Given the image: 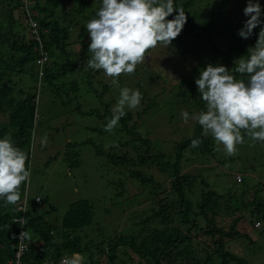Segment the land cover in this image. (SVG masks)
<instances>
[{
  "label": "trees",
  "instance_id": "trees-1",
  "mask_svg": "<svg viewBox=\"0 0 264 264\" xmlns=\"http://www.w3.org/2000/svg\"><path fill=\"white\" fill-rule=\"evenodd\" d=\"M68 1L73 4L72 7L63 6L66 0L61 4V1H56L53 7L60 6L63 10V16H59L54 8L41 6L40 0L32 3L29 0H0V138L5 134L11 135L14 145L27 153L28 168L33 128L38 117V91L22 87L19 84L21 76L28 74L39 83L43 80L54 91L60 86L65 87L67 93L74 91L70 88L72 84L64 86L61 81L73 66L67 46L69 43L77 46L83 43L87 47L84 38L88 34L86 25L82 24L73 32L78 22L77 15L82 13L86 4L83 0ZM232 1L174 0L175 6L183 7L187 23L171 46L177 49V53L181 50L184 54H191L196 62L190 64L178 78L173 86V94L189 107L191 114L205 108L195 84L200 71L209 63L214 66L222 64L231 70L234 60L246 55L247 49L256 43L259 28L254 30L249 39L239 37L238 30L243 27L247 17L240 16L236 9L227 8ZM246 3L247 0H242L243 8ZM259 3L262 7L261 19L264 20V0H259ZM15 10L19 11L18 17L14 14ZM225 16L228 20L223 22ZM29 18L36 22L39 40L27 20ZM25 29L29 30L30 35L23 33ZM39 42L48 54V60L42 65L37 63L40 57ZM207 54H212L214 59H206ZM137 86L141 87L139 83ZM141 93L144 107L137 113L138 117L147 115L155 105V101L147 102L149 97L146 92ZM125 111L126 115L118 123V131L123 138L120 142L121 152L105 156L112 170L124 173L127 180H139V188L147 194L143 201L138 200L134 204L132 220L123 223L122 228L126 231H115L104 240V245L97 246L96 252L106 258L104 261L92 260L94 254L90 252V246H83L77 234L92 223V202L82 198L70 203L61 224L55 227L43 218V214H32L35 205L42 204L41 198L40 203L34 201L27 208L23 227L26 233L29 231L31 234L29 238L26 237L28 251L23 259L42 261L57 258L64 252L89 251L90 264H128L127 261L133 260L135 264H252L231 252L226 243L237 237L253 241L248 234L249 227L250 230L257 229L261 234L264 233L263 153H252L249 161L252 160L254 165L251 166L248 165L247 157H219V163H230L228 168L240 173L236 178L232 172L222 168L218 169L221 172H216L210 166L197 168V174L185 172L182 169L191 160L205 164L217 159L218 144L213 137L205 135L196 121L191 135L175 141L173 152L168 156L155 151L148 136L138 130L134 114ZM93 113V110L90 111V114ZM105 114H110L111 119L112 113L106 111ZM195 138H199L202 143L192 148L191 140ZM131 145L136 150L135 156H131L127 150ZM67 146L69 149L65 151L64 158L70 166L79 165L74 144L67 143ZM95 151L96 154H102L99 148H95ZM255 164H261V169ZM143 167L156 168L160 174H168L169 183H158L156 175ZM202 169H207L208 174L203 175ZM211 176L213 183L208 181ZM225 176L229 179L227 184L222 183L221 193L216 184L223 181L222 177ZM24 185H21V199L16 205H5L0 200V264H6L14 257L18 242L15 229L20 227V222L15 218L20 215L17 206L23 203ZM141 209L148 213L140 223L133 224L137 214L143 212L139 211ZM224 218L228 221L227 227Z\"/></svg>",
  "mask_w": 264,
  "mask_h": 264
},
{
  "label": "rangeland",
  "instance_id": "rangeland-1",
  "mask_svg": "<svg viewBox=\"0 0 264 264\" xmlns=\"http://www.w3.org/2000/svg\"><path fill=\"white\" fill-rule=\"evenodd\" d=\"M56 1L40 0V5L54 8ZM59 1L61 4L65 0ZM29 2L32 3L34 0H29ZM83 2L86 5L82 13L77 15L78 22L74 25L73 32H76L82 24L86 25L94 17L102 0H83ZM66 3L63 6H73L68 0ZM242 6V0H234L228 4L227 8L233 11L238 10L240 16L243 17L244 8ZM59 7L54 10L57 15L63 16V10ZM212 8L210 7V9ZM18 12L14 11L16 17H18ZM222 20L223 22L227 21V16ZM23 33L27 36L30 35L28 29L23 30ZM84 38H86L87 47L83 43L79 46L69 43L67 46L73 66L67 70V75L61 81L64 82V86L72 84L70 88H73L74 91L70 90L67 93V89L61 86L54 91L43 80L39 83L35 82L28 74L21 76L22 81L19 84L22 87L35 88L38 91V117L34 123L29 153L31 183H25L23 198L26 196L27 208H29L34 203L35 196H40L43 202L41 205H35L32 214H43V218L55 227L61 224V219L70 203L82 198L91 201L93 205L92 223L80 229L77 234H79L83 246L85 244L90 246V252L94 254L92 260L104 261L106 258L96 252L97 246L104 245V240L115 231H126L125 228H122L123 223L130 221L134 204L138 200L143 201L147 194L139 188V180V182L132 179L127 180L124 173L112 170L106 159L105 155L114 152L120 153L122 148L120 142L123 141V138L118 131L119 124L111 133L104 130L110 119V114L105 113L106 111L112 113L119 90L112 86L111 78L106 77L102 70L97 71L87 67V60L91 55L88 52L90 38L88 34ZM176 50L171 45L169 47L158 45L146 54L145 61L137 66L132 75H122L118 78L121 87L139 89L148 95V103L155 101L152 110L141 117L136 115L144 107L142 100L138 108L126 110L134 114L138 122V130L148 136L155 151L164 152L168 156L173 152V143L190 136L196 122L193 119H189L187 123L184 122L181 116L183 110H187L190 117L193 114L190 113L189 107L180 99L175 98L173 94L174 84L186 72L189 65L196 62V59L191 54H184L181 50L177 53ZM206 59H214V57L212 54H207ZM137 83L141 87H138ZM92 110L94 113L90 114ZM242 135L245 137V142L236 146L237 150L233 156L247 157L248 165H254L252 160L249 161L250 157L253 156V152H261L264 156V142L254 143L243 132ZM45 138L47 143L42 145L41 142ZM67 143L74 144L73 149L78 152L79 165L70 166L64 158L65 151L69 149ZM95 148L101 149L102 154H96ZM127 150L131 156H135L136 150L132 145ZM217 150V159L209 160V163L205 164L191 160L182 170L197 174L199 171L197 168L210 166L209 168L213 167L216 172L220 168L232 172L233 177L240 174L228 168L230 163L226 165L219 163V157L228 156L222 145H218ZM143 168L147 172L154 173L158 183L167 181L169 183L168 174H160L161 172L156 168ZM257 168L261 169V164H258ZM201 173L208 174V171L202 169ZM228 176L222 177L223 181L216 184L217 190L221 193L223 192L221 186L224 183L227 184ZM208 181L213 183V176ZM195 197L194 195V199ZM139 211L143 212L137 214L133 224L140 223V220L148 213L143 209ZM227 223L228 221L225 220L226 227ZM30 234L27 231L28 238ZM248 234L253 241L244 237L233 238L226 243L227 248L252 264H264V233L261 234L257 229L250 230L249 227ZM80 254L84 257V264L91 263L89 251H82ZM137 259L135 257V261ZM127 262L135 264L134 260Z\"/></svg>",
  "mask_w": 264,
  "mask_h": 264
},
{
  "label": "clouds",
  "instance_id": "clouds-1",
  "mask_svg": "<svg viewBox=\"0 0 264 264\" xmlns=\"http://www.w3.org/2000/svg\"><path fill=\"white\" fill-rule=\"evenodd\" d=\"M243 13L247 19L238 35L249 39L259 28L255 45L234 60L231 70L222 64H207L195 79L205 108L191 117L187 110L181 112L185 123L197 121L205 135L210 134L223 146L227 156L235 155L236 146L245 142L242 132L254 143L264 142V20L259 0H247ZM186 23L183 7L175 6L174 0H102L86 24L91 53L87 67L102 70L119 90L106 132H113L125 110L138 108L142 100L139 89L121 87L118 78L132 75L158 45L169 47ZM41 143L46 144V138ZM201 143L199 138L192 139L191 147ZM27 159V153L14 145L10 134L0 138V200L5 205H16L21 199V185L31 183ZM25 237L27 233L22 232L20 239ZM60 264H84V257L73 253Z\"/></svg>",
  "mask_w": 264,
  "mask_h": 264
},
{
  "label": "built area",
  "instance_id": "built-area-1",
  "mask_svg": "<svg viewBox=\"0 0 264 264\" xmlns=\"http://www.w3.org/2000/svg\"><path fill=\"white\" fill-rule=\"evenodd\" d=\"M26 1V0H25ZM28 3V2H27ZM30 23V25L33 27V32L36 33V39L39 40V37L37 35L35 26L36 22L31 20L30 18L27 19ZM39 54L40 57L37 59V63L42 65L45 61L48 60V54L47 51L43 49L41 42H39ZM35 202L40 203L41 202V197L40 196H35ZM17 210L20 212L19 217H16L15 220L20 222V227L18 229V242L17 246L15 247L14 251V257L10 260L7 261L6 264H60L62 258L64 257H69L71 254L64 252L61 254V256L57 258H48L44 259L42 261H36V260H26L23 259L25 257L26 252L28 251V244L26 242V237L23 239H20V235L22 232H25L24 229V224L26 222V217H27V199L26 196L24 197V201L22 204L17 206Z\"/></svg>",
  "mask_w": 264,
  "mask_h": 264
},
{
  "label": "water",
  "instance_id": "water-1",
  "mask_svg": "<svg viewBox=\"0 0 264 264\" xmlns=\"http://www.w3.org/2000/svg\"><path fill=\"white\" fill-rule=\"evenodd\" d=\"M15 233L18 234V229H15Z\"/></svg>",
  "mask_w": 264,
  "mask_h": 264
}]
</instances>
